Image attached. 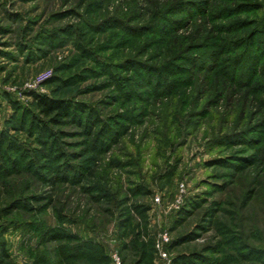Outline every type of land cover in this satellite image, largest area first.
<instances>
[{"label":"rangeland","instance_id":"374dc122","mask_svg":"<svg viewBox=\"0 0 264 264\" xmlns=\"http://www.w3.org/2000/svg\"><path fill=\"white\" fill-rule=\"evenodd\" d=\"M0 29V264H264V0H0Z\"/></svg>","mask_w":264,"mask_h":264},{"label":"trees","instance_id":"16d2710c","mask_svg":"<svg viewBox=\"0 0 264 264\" xmlns=\"http://www.w3.org/2000/svg\"><path fill=\"white\" fill-rule=\"evenodd\" d=\"M2 33L3 31L0 29V34ZM31 96L37 115L35 116L34 122L38 123V128L44 133L46 132L45 124L39 118L46 120L47 123L55 127L69 116V112L72 109L71 103L65 100L51 98L45 95H37L35 93H31ZM13 108H17L15 103L13 104ZM3 255H5V253Z\"/></svg>","mask_w":264,"mask_h":264}]
</instances>
